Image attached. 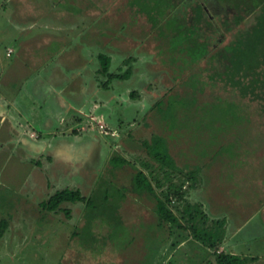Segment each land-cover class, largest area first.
<instances>
[{
	"label": "rangeland",
	"instance_id": "374dc122",
	"mask_svg": "<svg viewBox=\"0 0 264 264\" xmlns=\"http://www.w3.org/2000/svg\"><path fill=\"white\" fill-rule=\"evenodd\" d=\"M204 1L215 14L214 0ZM126 2L0 0V221L7 222L0 264H213L212 250L187 228L160 223L154 197L134 190L140 162L156 165L144 146L153 136L168 138L178 169L184 163L201 168L198 188L188 190V182L182 192L209 219H227L218 252L264 264V208L258 212L252 203L242 209L220 178V164L206 167L208 160L198 158L189 128L183 138L172 137L176 125L161 120L157 103L174 86V73L156 55V40L143 41V28L131 24ZM99 42L112 59L110 73L122 74L126 56L134 54L132 77L114 79L106 90L92 60ZM178 118L189 126L186 116ZM113 157L127 162L115 174L108 169ZM230 174L223 176L236 185ZM100 179L108 180L102 184L114 219L105 227L102 217L93 241L85 228L73 235L83 225V204H63L58 213L40 207L63 189L89 197L105 188L98 187ZM159 179L161 187L151 180L159 197L171 182L179 184L176 176ZM178 205L172 199L167 207L180 217Z\"/></svg>",
	"mask_w": 264,
	"mask_h": 264
},
{
	"label": "trees",
	"instance_id": "16d2710c",
	"mask_svg": "<svg viewBox=\"0 0 264 264\" xmlns=\"http://www.w3.org/2000/svg\"><path fill=\"white\" fill-rule=\"evenodd\" d=\"M208 5L204 0H127L123 10L128 9L132 25L143 28V41L156 40V55L162 56V63L174 73V86L157 103L161 120L176 125L172 137H182L181 132L189 128L194 133L190 144L197 146L198 158L208 160L206 167L219 163L220 178L232 186L230 193L240 201L242 209L254 203L260 212L264 208V0H214L213 15ZM95 46L97 52L92 60L98 64L96 73L105 79L101 83L104 90L114 79L126 81L132 77L133 53L124 61L127 69L122 74H113L109 72L112 59L102 53L105 44L99 42ZM131 97L137 95L132 93ZM178 116H186L189 126H184ZM144 146L156 165L140 162L143 169L134 174V190L154 197L159 222L187 228L192 238L214 252L213 264L257 261V257L218 252L224 243L227 219L211 220L201 204L189 203L184 198L186 192L182 188L186 183L189 182L188 190L198 188L201 168L184 163L185 171L178 169L169 154L168 138L153 136ZM110 163L108 169L115 174L127 162L113 157ZM224 172L234 174L237 184L232 185ZM160 175L168 182L172 176L179 179V184L171 182L162 197L155 194L151 185L154 180L161 187ZM98 181V187L109 184L108 180ZM92 192L84 197L78 190L63 189L40 207L48 213H58L63 204H83V225L73 235L85 228L93 241V233L98 234L105 224L102 217L108 219L106 227L114 216L108 188ZM95 192L101 194L100 200ZM172 199L182 207L180 217L167 207ZM63 211L69 215V211ZM6 228L7 222L1 220L0 239Z\"/></svg>",
	"mask_w": 264,
	"mask_h": 264
},
{
	"label": "crops",
	"instance_id": "0c3cea01",
	"mask_svg": "<svg viewBox=\"0 0 264 264\" xmlns=\"http://www.w3.org/2000/svg\"><path fill=\"white\" fill-rule=\"evenodd\" d=\"M78 46V45H77ZM79 47V46H78ZM76 48V47H75ZM77 49V48H76ZM74 51H76L77 52V50H74ZM226 241V240H225ZM225 245V244H224ZM222 251V250H221ZM229 253H231V254H236V255H240V254H238V253H233V252H229Z\"/></svg>",
	"mask_w": 264,
	"mask_h": 264
}]
</instances>
